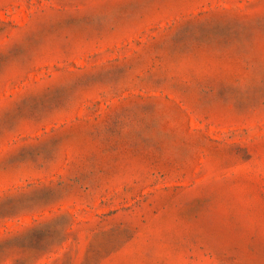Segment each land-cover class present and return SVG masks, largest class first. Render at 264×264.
Returning a JSON list of instances; mask_svg holds the SVG:
<instances>
[{"label": "rangeland", "instance_id": "obj_1", "mask_svg": "<svg viewBox=\"0 0 264 264\" xmlns=\"http://www.w3.org/2000/svg\"><path fill=\"white\" fill-rule=\"evenodd\" d=\"M0 264H264V0H0Z\"/></svg>", "mask_w": 264, "mask_h": 264}]
</instances>
